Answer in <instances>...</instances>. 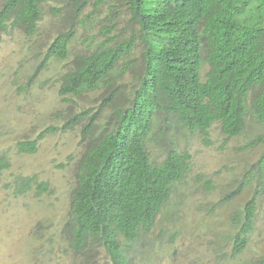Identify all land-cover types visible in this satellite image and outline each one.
Masks as SVG:
<instances>
[{
  "label": "trees",
  "instance_id": "16d2710c",
  "mask_svg": "<svg viewBox=\"0 0 264 264\" xmlns=\"http://www.w3.org/2000/svg\"><path fill=\"white\" fill-rule=\"evenodd\" d=\"M45 1L5 0L0 26L6 28L11 21L33 34ZM92 1L100 7L118 0ZM122 4L132 33L124 35L114 24H104L98 35L84 40L82 51L75 52L74 29L60 32L35 72L40 73L51 58L67 59L61 95H79L117 81L95 113L84 109L66 123L85 119L84 135L91 134L94 142L78 162L71 208L62 228L57 234L43 229L41 240L56 248L65 245L66 252L73 247L70 264H101L98 259L103 264H135L131 248L142 240L149 247L153 244L150 234L156 217L192 160L188 151L174 146L160 162L152 159L148 142L158 120L160 133L171 128L199 131L205 140L215 122L221 124L226 140L241 135L250 111L264 124V0H124ZM138 43L143 44L144 65L135 82L123 84L120 75L131 66ZM41 136L19 140V151H36ZM263 140L258 136L251 143ZM8 166L0 155V173ZM250 179L264 187V152L253 172L224 198H233ZM16 186L19 192L46 189V183L33 176H21ZM259 193L256 190L247 201L233 235L235 254L248 244ZM257 263L264 264V256Z\"/></svg>",
  "mask_w": 264,
  "mask_h": 264
},
{
  "label": "rangeland",
  "instance_id": "374dc122",
  "mask_svg": "<svg viewBox=\"0 0 264 264\" xmlns=\"http://www.w3.org/2000/svg\"><path fill=\"white\" fill-rule=\"evenodd\" d=\"M123 2L95 7L92 0H48L41 3L42 17L33 34L11 21L6 28L0 26V155L9 162L0 173V264L71 262L73 247L66 252L65 245L56 248L41 240L43 229L57 234L62 228L71 208L78 162L94 142L91 134L84 135L85 119L66 123L84 109L95 113L117 81L79 95H61L67 59L51 58L40 73L35 72L60 32L74 29L75 52L82 51L84 40L98 35L104 24H114L124 35L132 33ZM131 58V66L119 78L123 84L137 80L144 65L143 44L138 43ZM160 124L158 120L148 142L152 159L160 162L174 146L191 154V167L156 217L150 234L153 244L149 247L142 240L131 248L134 263L258 264L264 256V187L250 179L233 198L224 197L253 172L264 152V140L251 143L264 136V124L250 111L241 135L226 140L221 124L215 122L209 141L199 131L171 128L160 133ZM49 127L53 131L41 136ZM39 136L36 151H19V140ZM21 176L35 177L46 183V189L19 192L16 179ZM258 189L253 231L243 252L235 254L233 235Z\"/></svg>",
  "mask_w": 264,
  "mask_h": 264
}]
</instances>
